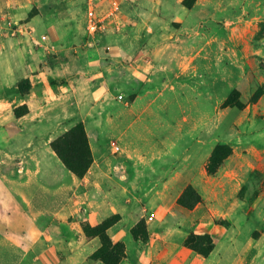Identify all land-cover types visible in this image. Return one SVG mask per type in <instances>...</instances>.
<instances>
[{
  "label": "rangeland",
  "instance_id": "1",
  "mask_svg": "<svg viewBox=\"0 0 264 264\" xmlns=\"http://www.w3.org/2000/svg\"><path fill=\"white\" fill-rule=\"evenodd\" d=\"M115 216L120 264H264V0H0V264H104Z\"/></svg>",
  "mask_w": 264,
  "mask_h": 264
},
{
  "label": "trees",
  "instance_id": "2",
  "mask_svg": "<svg viewBox=\"0 0 264 264\" xmlns=\"http://www.w3.org/2000/svg\"><path fill=\"white\" fill-rule=\"evenodd\" d=\"M27 89L30 88V82H25ZM52 85H56L53 83ZM20 109H23L21 111ZM29 113L26 105L21 106L15 110L17 117H23ZM53 151L57 154L64 166L79 178H84L90 170L92 164L91 151L87 142L86 133L83 124H79L63 136L57 138L51 143ZM212 171L211 168H208ZM192 190H187L180 198L179 203L185 207L192 208L194 204L200 202L198 196L193 199ZM119 217L115 216L114 219H107L97 226L86 224L83 229L88 237H100L102 246L93 255V258L101 261L104 264H120L125 258V247L121 242L114 243L107 230L110 229Z\"/></svg>",
  "mask_w": 264,
  "mask_h": 264
},
{
  "label": "crops",
  "instance_id": "3",
  "mask_svg": "<svg viewBox=\"0 0 264 264\" xmlns=\"http://www.w3.org/2000/svg\"><path fill=\"white\" fill-rule=\"evenodd\" d=\"M60 82H66V80H64V79H60ZM54 87H56V88H53L54 90H53V92L55 93V94H61L62 92H61V90H59L58 89V85H53ZM103 87H100V89H102ZM61 89V88H60ZM72 175H74V174H72ZM86 179H87V176L86 177H84L83 179L81 178H78V177H76L75 175L74 176H70V178H68V183H67V185L69 186V185H71V183L72 182H76V181H78V182H80V181H86ZM16 190H17V192L20 194V195H22V197L27 201V199H29V194H27L26 192H22L21 190H20V188L17 186V188H16ZM31 207V206H30ZM56 207L55 206H53L52 208H50L49 210L51 211V213L48 215V219H49V221L50 222H57V211H56V209H55ZM17 209H19V208H17ZM30 211L31 212H33V213H35V212H37L38 210L36 209V208H33V207H31L30 208ZM38 215V214H37ZM38 217L40 218V219H42V217L43 216H39L38 215ZM9 219H11V218H9L8 217V220ZM10 222H12V221H10ZM53 224H55V223H53ZM45 225V224H44ZM29 227H32V226H30V224L28 225Z\"/></svg>",
  "mask_w": 264,
  "mask_h": 264
},
{
  "label": "built area",
  "instance_id": "4",
  "mask_svg": "<svg viewBox=\"0 0 264 264\" xmlns=\"http://www.w3.org/2000/svg\"><path fill=\"white\" fill-rule=\"evenodd\" d=\"M88 29L93 34L96 32H103L106 29L103 21L96 16L92 8H90L88 13ZM118 149L119 147L117 146L115 150L118 151Z\"/></svg>",
  "mask_w": 264,
  "mask_h": 264
}]
</instances>
